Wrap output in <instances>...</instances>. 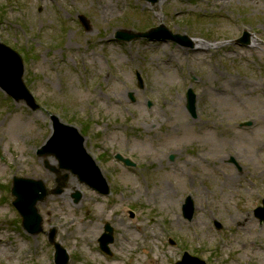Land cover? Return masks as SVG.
I'll return each mask as SVG.
<instances>
[{
	"label": "rangeland",
	"instance_id": "rangeland-1",
	"mask_svg": "<svg viewBox=\"0 0 264 264\" xmlns=\"http://www.w3.org/2000/svg\"><path fill=\"white\" fill-rule=\"evenodd\" d=\"M161 23L191 43L114 38L120 28ZM246 30L250 43L241 45L236 40ZM0 39L22 54L24 79L40 104L31 110L0 89V264H55L51 228L69 264H171L183 247L207 264H264V221L255 214L264 200V0H0ZM231 77L250 84L238 89ZM231 87L239 99L225 101ZM179 106L202 129L169 128L176 117L166 113ZM52 114L81 130L117 181L109 179L112 198L71 177L80 202L69 193L49 195L38 203L43 232L31 234L20 226L10 189L14 176L56 185L36 154L51 134ZM247 121L257 128L239 125ZM117 152L136 167L117 161ZM230 175L238 179L225 183ZM164 181L178 191L175 203L161 191ZM190 195L191 220L183 212ZM105 221L116 228L111 255L98 249Z\"/></svg>",
	"mask_w": 264,
	"mask_h": 264
},
{
	"label": "water",
	"instance_id": "water-1",
	"mask_svg": "<svg viewBox=\"0 0 264 264\" xmlns=\"http://www.w3.org/2000/svg\"><path fill=\"white\" fill-rule=\"evenodd\" d=\"M151 1H157V0H151ZM85 21V19H84ZM167 31L164 26H161L157 29H155L153 32L155 35L150 33L145 34H139V36H147L150 38H167L171 37L173 39H177L180 41H183L180 36H173V35H167L165 34L164 37L161 36L162 33ZM158 34V35H157ZM118 37L120 39L125 40H131L133 39V34L126 35L123 33H119ZM243 40H246L245 38ZM24 65L23 60L19 54L12 50L9 47H6L5 45L0 43V83L7 88L9 91L14 93V88L20 87L23 91H25V87L21 78V75L23 73ZM194 96L191 95V108L194 109ZM36 108V106L34 105ZM60 128L59 133L57 135V138H64V135H67V145L66 147H69V150H71L72 153H74L78 158V163L73 167V170L78 172L81 176V178L91 185L95 187H99L98 185L101 180V172L99 168L96 166L93 159L86 153L84 147H83V137H80L76 132L77 130L75 128L66 127ZM59 152L64 153L65 152V144L64 148L62 149L59 147ZM118 158L121 159V156L118 155ZM127 164H134L130 160H125ZM102 181H104L102 177ZM101 181V182H102ZM44 189L43 184L41 182H31V181H23L18 180L17 185L15 188V192L19 194L20 200L16 202V205L19 207L20 211L22 212L24 216L25 225L28 226L33 232H39L42 227V218L37 213V208L35 207V204L39 199H43L44 195L46 194H38L31 192H38L39 190ZM80 198V196H78ZM77 198V199H78ZM194 210V206L192 203L189 202L188 206L186 207V216L189 218L192 217ZM258 214L259 211L257 210ZM108 229L109 225L107 226ZM112 231V229H110ZM54 237V236H53ZM51 236V240H54ZM57 251H58V257H57V264H67L69 257L63 247L61 245H56ZM193 261L186 260L184 264H205L202 260H199L197 258H193Z\"/></svg>",
	"mask_w": 264,
	"mask_h": 264
},
{
	"label": "bare ground",
	"instance_id": "bare-ground-1",
	"mask_svg": "<svg viewBox=\"0 0 264 264\" xmlns=\"http://www.w3.org/2000/svg\"><path fill=\"white\" fill-rule=\"evenodd\" d=\"M202 47V46H201ZM200 47V48H201ZM203 48V47H202ZM165 53H166V51H164ZM186 52V50L185 49H182V50H180V54L181 55H183V53H185ZM193 52H195V50L193 51ZM195 57H198V55H195ZM179 58H178V56L177 57H175L174 58V56H171V60H175V61H177ZM172 63V62H171ZM217 69H213V71H212V73H214L215 71H216ZM172 74H173V72H172ZM172 74H170V77L172 76ZM224 78H225V76H224ZM229 80V79H228ZM230 82H232V83H239L240 85L238 86V89H240V87H244V88H246V87H248V85L250 84L249 83V81L248 80H244V79H242V78H238V77H231L230 78V80H229ZM259 81H264V79H261V80H259ZM223 86H226V85H223ZM221 91H223V92H227V89H225V88H223V89H221ZM231 91H233V93H229V95H226V96H224V100L225 101H228V100H230V98L232 97L233 98V95L235 96L234 98L235 99H239V98H237V91H235L234 90V87H231ZM233 94V95H232ZM166 114H169L170 116H173V117H176V121H173L172 119H169V121L170 122H172L171 124H169V128H171V129H177L178 127L180 128V129H187V128H192V127H194L195 125H199L200 123H198V121H195V120H193L189 115H188V113L185 111V109L182 107V106H179L176 110H172V111H168ZM261 118H263L264 119V114H262L261 115ZM147 121L146 122H148V123H150V120L149 119H146ZM261 122H263V121H261ZM261 122H260V125H262L261 124ZM207 124V123H206ZM201 125V124H200ZM199 125V126H200ZM263 125H264V123H263ZM198 126V127H199ZM209 127H211L210 125H209ZM200 129H202V125H201V127H200ZM246 134V133H245ZM263 149V146H258V147H256V149H255V151H261ZM227 155V154H226ZM244 157H246V158H249L251 161H253V160H255V157L254 156H252V158L249 156V154H246V152H245V149H244ZM222 158H225V156H223V157H219V160H223ZM244 159V158H243ZM209 163V162H208ZM215 165V164H214ZM181 171V170H180ZM179 172V171H178ZM181 173L179 172V176H181L180 175ZM234 178H236V179H234ZM238 179V176H232V175H230V176H228V178L226 179V180H224L225 181V183L226 182H228V181H236ZM162 185H164V188H162L161 189V191L162 192H166V190H167V197H169V201L170 202H172V203H175L177 200L175 199L176 197H177V195H178V191L177 190H174V189H171L170 188V186H169V184L166 182V181H164L163 183H162ZM85 223H83V225H84ZM152 234H153V232H152ZM131 241V239H125L124 240V242L126 243V242H130ZM132 242H133V239H132ZM85 245H86V247L88 248L89 247V245H88V243H85Z\"/></svg>",
	"mask_w": 264,
	"mask_h": 264
},
{
	"label": "flooded vegetation",
	"instance_id": "flooded-vegetation-1",
	"mask_svg": "<svg viewBox=\"0 0 264 264\" xmlns=\"http://www.w3.org/2000/svg\"><path fill=\"white\" fill-rule=\"evenodd\" d=\"M171 264H172V262H171Z\"/></svg>",
	"mask_w": 264,
	"mask_h": 264
}]
</instances>
